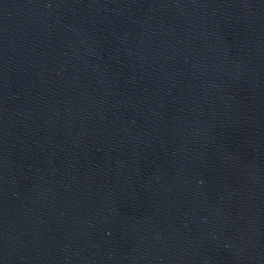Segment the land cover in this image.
I'll return each instance as SVG.
<instances>
[{
	"label": "water",
	"instance_id": "95a60500",
	"mask_svg": "<svg viewBox=\"0 0 264 264\" xmlns=\"http://www.w3.org/2000/svg\"><path fill=\"white\" fill-rule=\"evenodd\" d=\"M0 264H264V0H0Z\"/></svg>",
	"mask_w": 264,
	"mask_h": 264
}]
</instances>
